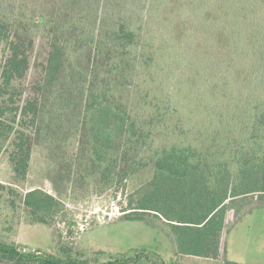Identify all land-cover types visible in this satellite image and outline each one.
<instances>
[{"label": "trees", "instance_id": "trees-1", "mask_svg": "<svg viewBox=\"0 0 264 264\" xmlns=\"http://www.w3.org/2000/svg\"><path fill=\"white\" fill-rule=\"evenodd\" d=\"M33 1L0 0V136L13 135V179H26L36 145L106 188L152 165L124 218L179 255L217 260L228 212H250V195L252 209L264 201V0H38L44 18L25 13ZM37 38L46 57L22 100ZM68 140L73 152L57 157ZM22 204L42 225L65 210L41 189ZM144 252L102 264L148 262ZM0 261L76 264L1 241Z\"/></svg>", "mask_w": 264, "mask_h": 264}, {"label": "rangeland", "instance_id": "rangeland-1", "mask_svg": "<svg viewBox=\"0 0 264 264\" xmlns=\"http://www.w3.org/2000/svg\"><path fill=\"white\" fill-rule=\"evenodd\" d=\"M39 8L40 2L34 0L26 6L25 13L34 18H44ZM6 56L1 43L0 70ZM30 56L29 70L19 84L26 90L22 100L30 96L27 91L29 84L37 75V66L46 57V46L40 38L35 39ZM12 138L13 135L0 136L1 242L14 244L25 253L52 254L73 260L76 264L119 261L136 256L140 251H145L144 257L147 256L149 261L141 260L137 264H227L231 261L264 264V201L254 205L253 209L251 207L258 199L257 195H250L241 203L245 205L243 210L250 212L241 217L242 212L237 217L233 211L228 212L217 260L179 255L157 229L124 218V214L130 212L127 211L129 203L141 196L151 180L152 165L119 186L106 188L87 176L83 177L80 174L83 173L82 168L78 169L76 165L72 166L70 173L67 171L68 158L74 150L73 140H68L56 146L55 154L68 159L67 163L53 162L45 147L36 145L32 148L26 179L17 181L13 179L9 163ZM33 189L51 194L65 208L48 219V225L35 223L23 207L24 194ZM80 219H87L88 226L81 229ZM159 238L163 239V244L159 243ZM0 264L10 263L0 261Z\"/></svg>", "mask_w": 264, "mask_h": 264}, {"label": "built area", "instance_id": "built-area-1", "mask_svg": "<svg viewBox=\"0 0 264 264\" xmlns=\"http://www.w3.org/2000/svg\"><path fill=\"white\" fill-rule=\"evenodd\" d=\"M79 225L82 227L81 229H83V226H88V220L87 219H84V220L83 219H80ZM79 230H80V228H79ZM20 252L21 253H25V250H22Z\"/></svg>", "mask_w": 264, "mask_h": 264}, {"label": "crops", "instance_id": "crops-1", "mask_svg": "<svg viewBox=\"0 0 264 264\" xmlns=\"http://www.w3.org/2000/svg\"><path fill=\"white\" fill-rule=\"evenodd\" d=\"M231 262H232V263H236V264H242V263H240V262H239V263H237V262H233V261H231Z\"/></svg>", "mask_w": 264, "mask_h": 264}]
</instances>
